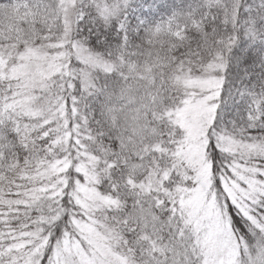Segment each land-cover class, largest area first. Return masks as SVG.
I'll list each match as a JSON object with an SVG mask.
<instances>
[{
    "label": "snow or ice",
    "instance_id": "6c2138e0",
    "mask_svg": "<svg viewBox=\"0 0 264 264\" xmlns=\"http://www.w3.org/2000/svg\"><path fill=\"white\" fill-rule=\"evenodd\" d=\"M0 264H264V0H0Z\"/></svg>",
    "mask_w": 264,
    "mask_h": 264
}]
</instances>
